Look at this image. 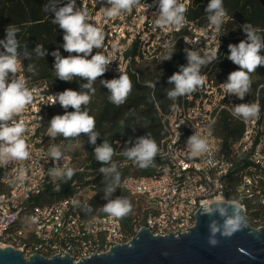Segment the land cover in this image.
Segmentation results:
<instances>
[{"label":"built area","instance_id":"built-area-1","mask_svg":"<svg viewBox=\"0 0 264 264\" xmlns=\"http://www.w3.org/2000/svg\"><path fill=\"white\" fill-rule=\"evenodd\" d=\"M191 1L182 0L188 11L184 25L177 30L154 27L158 0H140L139 7L131 13L111 19L104 15L107 0H76L78 9L88 11V22L104 33L103 47L93 49V53L100 52L112 59L106 72L112 79L118 78L120 71L138 81L141 66L158 61L177 42L185 58V49L201 56L217 52L218 59L201 69L205 85L173 101L169 111L160 116L165 138L156 156L160 164L153 168V175L127 177L113 193L112 199L119 196V191L131 197L140 208L136 222L140 218L142 222L131 234H126L117 217L94 214L85 218L82 211L90 200L99 196L102 205L107 202L104 191L90 184L91 178H86L87 183L76 187L68 198L49 205L32 204L31 200L48 185L59 181L49 175L54 162L48 156L49 148L54 146L48 136V124L56 107L49 104L57 92L49 82L30 81L22 63L17 77L25 81L33 100L16 117V122L26 125L24 139L31 158L0 165V248H12L28 257L68 255L76 263L128 244L142 228L153 236L185 234L194 227V215L200 206L204 204L201 208L208 210L213 199L224 201L232 193L236 199L245 200L260 194L258 181L264 174V105H260L257 95L254 98L246 95L244 100L226 95L223 85L226 81L218 82L211 76L213 66L223 62L229 52L223 33L232 20L227 15L219 31L209 22L207 14L191 20ZM48 8L54 15L55 6L51 4ZM240 103L259 104V119L244 121L234 116V106ZM222 115L243 129L239 139L223 149L214 137V128ZM194 133L208 143V151L197 156L191 154L187 145V139ZM115 145L120 147V143ZM73 164V157L65 153L58 166L67 169ZM19 170L24 171L22 183L16 180ZM74 171L89 172L83 167ZM231 176L239 179L234 191L229 182Z\"/></svg>","mask_w":264,"mask_h":264},{"label":"clouds","instance_id":"clouds-1","mask_svg":"<svg viewBox=\"0 0 264 264\" xmlns=\"http://www.w3.org/2000/svg\"><path fill=\"white\" fill-rule=\"evenodd\" d=\"M108 7L104 10L106 18H115L126 13H131L134 8L139 7L140 0H107ZM188 8L182 0H158L157 18L154 27L175 28L179 30L186 21ZM209 22L219 31L227 16V10L223 0H209L205 8ZM89 13L76 7V0H68L66 4L55 11L54 23L64 33L63 49L70 55L64 57L59 50L51 53L54 59V71L59 80L71 82L75 78L85 80L80 89L87 91H75L66 89L52 95V103L59 104L65 112L63 115H55L49 121L48 136L52 139L63 137L69 141L68 148L73 146L72 142L81 136L88 138V143L96 145L100 137L96 131L95 118L85 110L91 103L96 89L93 87L95 81L104 76L109 65L113 62L109 56L96 52L93 49H101L104 44V33L93 24L88 22ZM246 34V39L238 44H229V59L238 66V70L229 73L227 81L223 83L226 95H234L244 100L251 88L250 74L257 71L258 67L264 66V37L250 24L241 26ZM6 36L0 40V165H7L14 161H27L31 158L28 145L25 142L26 125L16 122V117L23 113L25 108L32 103L33 94L26 86L23 79L17 77L18 70L22 67L21 56L31 59V54L26 50L20 51L21 44L17 38L18 29L7 26ZM227 34V33H223ZM222 35V34H221ZM38 56L46 57L49 53L42 45H36L33 49ZM174 50L169 48L165 60H171ZM75 53V55H71ZM187 59L186 65H180L179 71L168 78V84L173 88L166 89L167 98L176 101L180 97L189 96L200 90L205 85V75L202 67L218 59L217 52L201 56L198 52L185 49ZM88 57H91L90 59ZM29 65V70H32ZM118 78L100 80L101 85L108 89L109 101L119 107L127 101L131 94L133 84L130 77L119 71ZM157 82H149L147 86L155 89ZM175 105H173L174 107ZM68 108L74 111H67ZM233 115L244 121L259 119L260 106L257 103L235 104ZM187 145L193 156L201 155L208 151L207 140L199 134L194 133L187 139ZM156 142L148 136L138 137L131 147H125L122 154L134 161L142 169L155 166V158L159 153ZM94 158L102 166L99 168L103 175L104 199L103 212L112 217H123L131 211V203L123 197L117 196L112 199L120 185V172L117 164L113 161L116 154L114 148L107 142L95 146ZM48 156L54 162L49 170L53 180L67 182L75 174L72 168L59 167V162L65 159V151L60 146L50 147ZM24 171L19 170L16 180L24 181ZM15 182V181H13ZM87 211H91L88 207ZM233 227L236 223L230 221Z\"/></svg>","mask_w":264,"mask_h":264},{"label":"trees","instance_id":"trees-1","mask_svg":"<svg viewBox=\"0 0 264 264\" xmlns=\"http://www.w3.org/2000/svg\"><path fill=\"white\" fill-rule=\"evenodd\" d=\"M67 2L68 0H0V40L5 38L7 26L18 29L17 38L21 44L20 51L23 52L26 47V50L31 54L30 60L21 56L26 76L34 83L40 81L51 83L57 93L66 89L87 91L86 89H80V85L86 83L85 80L75 78L71 82L61 81L54 71L55 58L51 53L59 50L64 57L70 54L64 51L62 47L64 33L53 22L55 14H50L48 6L54 5L57 11ZM208 3L209 0H192L189 18L191 20L202 19L207 14L205 8ZM223 5L227 10V15L232 20L225 31L227 33L225 39L228 45L238 44L241 40L246 39V34L241 27L245 23L252 25L258 34L264 37V0H223ZM36 45H42L49 54L46 57L38 56L33 50ZM172 49L175 52L171 60L164 61L167 52L158 61L141 66L138 81L129 76L133 89L127 101L119 107L109 101L108 89L101 85L100 81L112 78L105 73L104 76L95 81L93 85L96 89L95 94L85 110L95 118L96 131L99 132L100 137L97 139L96 145L88 143L86 136H81L78 140L72 142L73 146L78 145L82 149L84 160L81 167L89 172L75 173L72 179L67 182L59 180L56 184L48 185L39 196L31 200L33 205H49L70 197L75 192L76 187L87 183L86 178H91L90 184H93L99 191H103V175L99 171L102 165L95 160L93 152L95 146L102 144L103 141H107L115 150L116 154L113 156V161L117 164L120 172V183L127 177H150L153 175V168L160 164L157 157L155 158L154 167L142 169L134 161L125 157L122 152L125 147L133 146L136 139L141 136H148L153 139L158 148H160V143L165 138L160 116L167 113L173 103L172 100L167 98L165 91L173 88V85L168 84V78L179 71L180 65H186V58L182 52L180 42H177ZM2 50L0 49V51ZM229 54L228 52L227 56ZM261 54L264 55V51ZM71 55H75V53H71ZM227 56L223 62L214 65L212 68L211 76L218 82L227 81L229 73L238 70V66L227 59ZM29 65L33 66L31 71ZM250 77L252 83L247 95L250 98L257 95L260 105L263 106L264 66L258 67L256 72L250 74ZM149 82H157L155 89L147 86ZM67 111L71 112L74 109L68 108ZM55 112L58 115H63L65 109L57 103ZM53 116L54 114L51 118ZM242 131L241 125L222 115L214 128V137L220 141V148L223 149L229 143L236 142ZM53 140L55 144L61 142L62 147H67L69 144V141L63 137H57ZM115 143H120V147L118 148ZM261 177L262 179L258 181L259 195L252 199L234 200L244 207L246 222L250 226L264 222V213L260 215L256 208L262 207L261 203L264 199V174ZM229 182L234 191L238 186L239 179L231 176ZM119 196L126 198L131 203V211L127 215L118 218L123 232L131 234L133 228L139 224L132 213V209L137 208V205L125 192L119 191ZM232 196L231 193L226 196V199L231 200ZM88 207L91 208L90 212L86 210ZM87 208L82 211L85 218L94 214L108 215L102 210L103 205L99 196L90 200ZM253 210L255 212L251 213Z\"/></svg>","mask_w":264,"mask_h":264},{"label":"water","instance_id":"water-1","mask_svg":"<svg viewBox=\"0 0 264 264\" xmlns=\"http://www.w3.org/2000/svg\"><path fill=\"white\" fill-rule=\"evenodd\" d=\"M201 206L185 234L153 236L142 228L128 244L76 263L68 255L25 258L21 251L0 248V264H264V226L249 227L245 210L234 203Z\"/></svg>","mask_w":264,"mask_h":264},{"label":"rangeland","instance_id":"rangeland-1","mask_svg":"<svg viewBox=\"0 0 264 264\" xmlns=\"http://www.w3.org/2000/svg\"><path fill=\"white\" fill-rule=\"evenodd\" d=\"M142 68V67H141ZM254 77V76H253ZM255 80V77L253 78ZM56 112H54V116L55 115H58L57 113L55 114ZM50 140L53 142V145L54 146H60L62 150L65 151V153L67 154H70L71 156H73L74 158V164H73V167L72 169L76 170L77 168H80L81 167V164H82V161L84 160V153L82 152V149L78 146V145H74L72 146L71 148H68V147H62V143L59 142L58 144H55L54 143V140L52 138H50ZM233 198H231V200H227L225 199L224 201L222 202H226V203H237L236 201V198L235 196L233 195L232 196ZM238 204V203H237ZM262 207H256L257 208V211L260 212V215H262L264 213V199L261 203ZM255 211H251V213H254ZM132 213L134 215V217H138L140 216V208H139V205H137V208H133L132 209ZM246 216V215H245ZM142 222L141 218L139 219V223ZM247 223V222H246ZM247 225L253 229H258L260 227H263L264 226V222L262 223H257V225L255 226H250L249 223H247ZM24 257L28 258V256L26 254H24Z\"/></svg>","mask_w":264,"mask_h":264},{"label":"bare ground","instance_id":"bare-ground-1","mask_svg":"<svg viewBox=\"0 0 264 264\" xmlns=\"http://www.w3.org/2000/svg\"><path fill=\"white\" fill-rule=\"evenodd\" d=\"M212 202H222V200L216 198V199H213V200L211 201V203H212Z\"/></svg>","mask_w":264,"mask_h":264}]
</instances>
